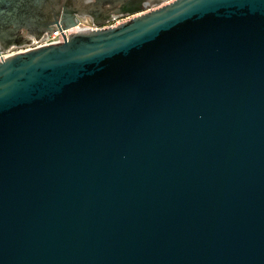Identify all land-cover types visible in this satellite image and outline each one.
Wrapping results in <instances>:
<instances>
[{
  "label": "water",
  "instance_id": "obj_1",
  "mask_svg": "<svg viewBox=\"0 0 264 264\" xmlns=\"http://www.w3.org/2000/svg\"><path fill=\"white\" fill-rule=\"evenodd\" d=\"M147 1L0 0V264H264V0Z\"/></svg>",
  "mask_w": 264,
  "mask_h": 264
},
{
  "label": "built area",
  "instance_id": "obj_2",
  "mask_svg": "<svg viewBox=\"0 0 264 264\" xmlns=\"http://www.w3.org/2000/svg\"><path fill=\"white\" fill-rule=\"evenodd\" d=\"M129 18H125V19H120V20H117L113 23H111L108 27H115L119 24H121L122 22L128 20ZM79 24H77L75 27H72L66 31H62L60 29H57L53 34L49 35L46 37L45 40H43L40 44H35L36 47L38 46H47V45H50V44H54V43H61L63 42V38L61 35H64L65 37H68L70 34H73V33H79V31L83 30V29H80ZM86 29V28H85ZM7 57V55H0V61H3L5 58Z\"/></svg>",
  "mask_w": 264,
  "mask_h": 264
},
{
  "label": "flooded vegetation",
  "instance_id": "obj_3",
  "mask_svg": "<svg viewBox=\"0 0 264 264\" xmlns=\"http://www.w3.org/2000/svg\"><path fill=\"white\" fill-rule=\"evenodd\" d=\"M152 1H155V0H149V1H147V2L145 3V5H149V4H151ZM107 9H109V11H110L107 19L112 20L111 23H113V22H115V21L121 19L120 14H116V13H114V9H112L111 6H108ZM111 23L107 24V25L104 26L103 28H109L108 26H109ZM78 24H79V25H78L79 28H80V29H83V30H81V31H79V32L88 31V30H95V29H96V28L94 27V25H93L92 20H91L90 18H88V17H85V18H79V19H78ZM85 28H86V29H85Z\"/></svg>",
  "mask_w": 264,
  "mask_h": 264
},
{
  "label": "rangeland",
  "instance_id": "obj_4",
  "mask_svg": "<svg viewBox=\"0 0 264 264\" xmlns=\"http://www.w3.org/2000/svg\"><path fill=\"white\" fill-rule=\"evenodd\" d=\"M121 19H123V18H121Z\"/></svg>",
  "mask_w": 264,
  "mask_h": 264
}]
</instances>
